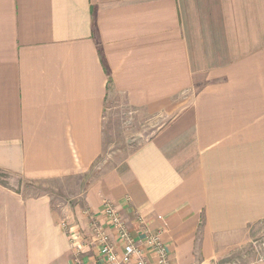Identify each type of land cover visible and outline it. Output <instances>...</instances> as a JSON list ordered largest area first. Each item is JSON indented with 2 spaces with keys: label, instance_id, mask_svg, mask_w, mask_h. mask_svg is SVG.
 <instances>
[{
  "label": "crops",
  "instance_id": "crops-1",
  "mask_svg": "<svg viewBox=\"0 0 264 264\" xmlns=\"http://www.w3.org/2000/svg\"><path fill=\"white\" fill-rule=\"evenodd\" d=\"M111 93L173 118L63 215L0 182V264H72L63 223L106 225L107 200L172 264H228L264 236V0H0L1 172L88 174Z\"/></svg>",
  "mask_w": 264,
  "mask_h": 264
},
{
  "label": "rangeland",
  "instance_id": "rangeland-1",
  "mask_svg": "<svg viewBox=\"0 0 264 264\" xmlns=\"http://www.w3.org/2000/svg\"><path fill=\"white\" fill-rule=\"evenodd\" d=\"M111 94L113 101L111 99L105 111L104 153L98 164L88 174L67 179L29 183L0 171V182L11 186L24 198L49 197L53 210L62 213V215L65 214V210L70 211L81 205L86 191L94 181L106 172L119 167L134 151L151 139L162 125L173 118L172 115L165 114L146 116L134 109L130 113L125 100ZM252 253L255 255L252 247L244 248L232 255L228 259L230 260L228 264H247L248 258L252 259Z\"/></svg>",
  "mask_w": 264,
  "mask_h": 264
},
{
  "label": "built area",
  "instance_id": "built-area-1",
  "mask_svg": "<svg viewBox=\"0 0 264 264\" xmlns=\"http://www.w3.org/2000/svg\"><path fill=\"white\" fill-rule=\"evenodd\" d=\"M102 213L106 225L94 219L88 230H78L66 222L63 223L71 246L72 264H90L89 253L94 249L97 252V264H152L148 260L149 254L155 258L154 264H172L161 231L151 233L146 229L141 230L140 234L146 236L145 246H142L131 236L127 223L113 202L105 201ZM110 230L119 239L122 253L113 244ZM250 245L257 262L264 264V236L252 240Z\"/></svg>",
  "mask_w": 264,
  "mask_h": 264
},
{
  "label": "trees",
  "instance_id": "trees-1",
  "mask_svg": "<svg viewBox=\"0 0 264 264\" xmlns=\"http://www.w3.org/2000/svg\"><path fill=\"white\" fill-rule=\"evenodd\" d=\"M104 67H105V71H106V74L110 77V70L109 68L107 67V65L105 64L104 62ZM111 81V80H110ZM101 159V158H100ZM100 159L98 161H100Z\"/></svg>",
  "mask_w": 264,
  "mask_h": 264
}]
</instances>
